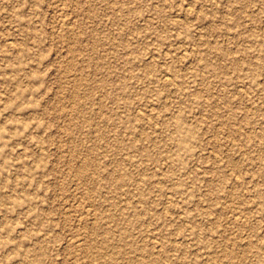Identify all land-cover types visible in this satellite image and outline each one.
<instances>
[{"label":"rangeland","instance_id":"obj_1","mask_svg":"<svg viewBox=\"0 0 264 264\" xmlns=\"http://www.w3.org/2000/svg\"><path fill=\"white\" fill-rule=\"evenodd\" d=\"M1 241L264 264V0H0Z\"/></svg>","mask_w":264,"mask_h":264},{"label":"bare ground","instance_id":"obj_2","mask_svg":"<svg viewBox=\"0 0 264 264\" xmlns=\"http://www.w3.org/2000/svg\"><path fill=\"white\" fill-rule=\"evenodd\" d=\"M68 19H70V18H68ZM68 19L67 18H62V21H64L65 23H68L69 21H68ZM70 23V22H69ZM86 171V170H85ZM86 174V173H85ZM107 233H110L109 231L107 232ZM110 237V236H109ZM108 239V238H107ZM103 241V240H102ZM105 241V240H104ZM81 242V241H80ZM84 242V241H83ZM101 243H103V242H101ZM106 245V244H105ZM7 246V242H5V241H1L0 242V248H3V247H6ZM104 246V245H103ZM110 246V245H109ZM100 247V246H99ZM104 247H106V246H104ZM111 247V246H110ZM112 247H114V249L115 250H117L118 248H117V246L115 247L114 245L112 246ZM21 248H22V244L20 243V244H18V246H17V248H16V252H19V250H21ZM117 248V249H116ZM104 251V250H103ZM99 252V251H98ZM83 255V254H82ZM38 257V256H37ZM37 257H35V258H32V259H29L28 257H25V258H22L21 260H20V264H39V261H38V258ZM104 257V255L102 254V253H99L98 255H97V259L99 260V262H98V264H103V263H111L112 261H114V260H117V258H110V259H107V258H105ZM5 261L4 262H9L8 260L9 259H4ZM97 260V261H98ZM105 260V261H104ZM156 260H160V258H157ZM138 264H148L147 262H145L144 260L143 261H141L140 263H138Z\"/></svg>","mask_w":264,"mask_h":264}]
</instances>
